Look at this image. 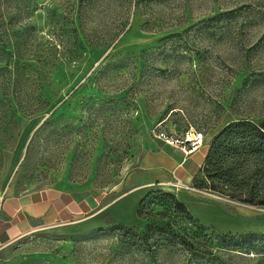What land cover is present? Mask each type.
<instances>
[{
    "label": "rangeland",
    "instance_id": "374dc122",
    "mask_svg": "<svg viewBox=\"0 0 264 264\" xmlns=\"http://www.w3.org/2000/svg\"><path fill=\"white\" fill-rule=\"evenodd\" d=\"M238 119L264 120V0H0V197L62 178L105 189L158 123L210 147ZM226 162L233 181L200 171L185 189L234 190L264 213V162ZM160 190L141 225L35 231L0 247V264H264V247L244 244L264 232L218 231Z\"/></svg>",
    "mask_w": 264,
    "mask_h": 264
},
{
    "label": "crops",
    "instance_id": "0c3cea01",
    "mask_svg": "<svg viewBox=\"0 0 264 264\" xmlns=\"http://www.w3.org/2000/svg\"><path fill=\"white\" fill-rule=\"evenodd\" d=\"M211 136L188 156L161 140H150L136 166L120 182L105 189L93 186L88 180L63 178L23 193L7 187L0 197V247L40 230L76 233L111 222L141 225L137 208L153 189L174 192L195 218L218 231L264 232V213L257 214L253 206L202 196L194 187L186 190L177 184L193 185Z\"/></svg>",
    "mask_w": 264,
    "mask_h": 264
},
{
    "label": "trees",
    "instance_id": "16d2710c",
    "mask_svg": "<svg viewBox=\"0 0 264 264\" xmlns=\"http://www.w3.org/2000/svg\"><path fill=\"white\" fill-rule=\"evenodd\" d=\"M241 156H252L256 161L264 162V120L258 124H252L246 120H233L223 126L212 138L211 145L206 153L201 171L204 174H212L214 176L228 178L230 181L235 179L237 168L230 166L226 162L228 158H236ZM259 164V163H258ZM257 168V165H256ZM259 169V167L256 169ZM245 178H251V173L245 174L241 172ZM233 178V179H231ZM196 178L193 181V186ZM167 191L153 189L149 191L140 201L137 212L139 213L147 200L152 199L155 195H166ZM230 196L236 201H244L238 193L231 190ZM244 243L249 249H257L264 247V234L251 233L245 236ZM181 242L188 248H193V242Z\"/></svg>",
    "mask_w": 264,
    "mask_h": 264
},
{
    "label": "built area",
    "instance_id": "2783aa9c",
    "mask_svg": "<svg viewBox=\"0 0 264 264\" xmlns=\"http://www.w3.org/2000/svg\"><path fill=\"white\" fill-rule=\"evenodd\" d=\"M154 128V136L161 141L170 144L179 148L185 156L192 154L202 147L204 144L203 133L197 129L190 128L185 130L181 135H173L172 133L159 130L157 126ZM179 186L188 188V186H184L180 183H177Z\"/></svg>",
    "mask_w": 264,
    "mask_h": 264
}]
</instances>
